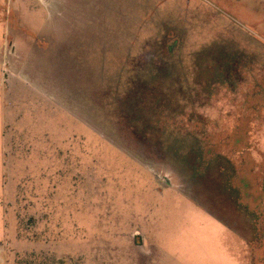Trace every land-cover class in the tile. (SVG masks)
<instances>
[{
    "label": "rangeland",
    "instance_id": "374dc122",
    "mask_svg": "<svg viewBox=\"0 0 264 264\" xmlns=\"http://www.w3.org/2000/svg\"><path fill=\"white\" fill-rule=\"evenodd\" d=\"M178 196L264 264V0H0V264H213Z\"/></svg>",
    "mask_w": 264,
    "mask_h": 264
},
{
    "label": "crops",
    "instance_id": "0c3cea01",
    "mask_svg": "<svg viewBox=\"0 0 264 264\" xmlns=\"http://www.w3.org/2000/svg\"><path fill=\"white\" fill-rule=\"evenodd\" d=\"M175 199L178 202V204L175 202L176 206H178L174 215L178 217L179 223L172 222L173 227L170 226V228L165 227L164 229H159V221H157L156 219L155 230L154 233H152V245L157 248V251L154 257L152 258L151 262H213V264H216V262H246L239 255H233L230 252L231 250L229 249L227 244H220L219 248L217 249L216 245L214 244V241L212 244L211 242H209L207 245L204 244L203 254H206L208 258L203 260L191 259V257L195 255V250L200 251V249L199 247L194 246L192 240L188 242V238H183V225L185 224L184 209L186 208V205L187 203H189V201L183 198L180 199V196ZM183 204H185V208H183ZM200 212L206 213L208 211L202 210ZM212 218L214 219V217ZM214 221L216 222V224L214 225V230L221 231L223 229L225 232L226 230H229L227 226L222 223V221H216V219H214ZM179 227L182 228L178 229ZM174 234H176L175 242L173 241ZM189 243H191L190 246Z\"/></svg>",
    "mask_w": 264,
    "mask_h": 264
}]
</instances>
